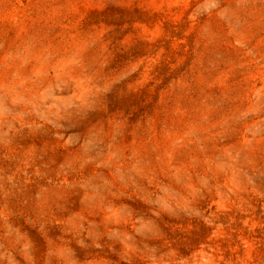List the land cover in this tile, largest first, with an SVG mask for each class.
<instances>
[{
	"label": "rangeland",
	"instance_id": "rangeland-1",
	"mask_svg": "<svg viewBox=\"0 0 264 264\" xmlns=\"http://www.w3.org/2000/svg\"><path fill=\"white\" fill-rule=\"evenodd\" d=\"M0 264H264V0H0Z\"/></svg>",
	"mask_w": 264,
	"mask_h": 264
}]
</instances>
